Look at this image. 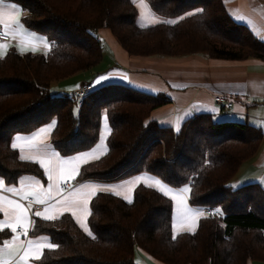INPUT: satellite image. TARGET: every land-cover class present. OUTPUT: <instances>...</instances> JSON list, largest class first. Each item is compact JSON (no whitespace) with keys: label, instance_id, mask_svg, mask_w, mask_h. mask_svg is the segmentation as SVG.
<instances>
[{"label":"trees","instance_id":"obj_1","mask_svg":"<svg viewBox=\"0 0 264 264\" xmlns=\"http://www.w3.org/2000/svg\"><path fill=\"white\" fill-rule=\"evenodd\" d=\"M8 1L24 11L21 22L49 49L20 53L11 47L0 56V177L7 184L24 174L46 181L38 163L19 158L12 134L55 118L50 142L69 155L96 143L104 111L110 126L107 151L82 166L79 182L115 181L148 171L173 187H188V202L209 209L194 231L179 232L174 240L170 197L141 183L133 189L132 203L98 191L89 201L91 235L69 213L55 221L32 215L29 234L46 235L58 245L44 249L37 263L140 264L141 253L163 264H264V185L229 183L257 153L263 136L258 126L197 113L174 131L151 117L167 100L162 93L110 82L93 86L77 102L71 93L52 94L48 88L51 81L100 62L101 28L129 55L140 56L200 53L264 60V41L232 19L222 0H145L164 20L144 26L136 22L139 12L132 0ZM11 235L10 229L0 230V244Z\"/></svg>","mask_w":264,"mask_h":264},{"label":"crops","instance_id":"obj_2","mask_svg":"<svg viewBox=\"0 0 264 264\" xmlns=\"http://www.w3.org/2000/svg\"><path fill=\"white\" fill-rule=\"evenodd\" d=\"M135 4L140 2L142 12L138 9V24L149 25L164 20L161 16L154 13L145 0H132ZM226 11L232 19L245 24L254 35L264 41V0H222ZM12 5H15L20 10V17L24 11L15 3L3 0L4 10H8ZM142 16V23H139V18ZM19 17V28L16 31L20 34L13 38L11 32L8 33L9 40L0 41V44L5 45L3 54L5 55L9 48H14L18 52L32 51V45H35L36 50L33 52H46L49 49V43L38 33L29 30L24 26ZM4 29V28H3ZM98 36L101 41L102 58L100 62L91 70L76 73L74 75L63 78L54 82L53 87L50 86V92L60 94L64 92L72 93L77 84L83 83L82 80L91 81L94 86H100L105 83L118 82L127 84L133 88L143 92L156 94L162 93L166 97V102L156 107L151 117L158 120L159 123L170 125L174 131H178L183 125L184 121L197 114V113H210L216 120H238L248 121L262 130V142L259 146L257 153L251 159L244 161L240 166L238 185L247 181H256L264 185V60L256 57H248L245 59H230V58H217L206 56L204 54L192 53L180 56H160V55H129L117 41V39L106 28L98 30ZM23 37V39L21 38ZM47 44V47H45ZM101 76H110L112 79L103 81L95 85V81ZM126 79H122L125 78ZM90 79V80H88ZM223 95L229 100L233 101V106L226 108L223 105L217 104L213 101L214 95ZM106 114L104 111L101 113L100 128L98 140L91 147L77 151L69 155H61L64 159L75 156L80 152H90L101 144V135L104 136L105 152L107 151L106 138L110 132ZM55 118L38 126L29 132H16L12 134L10 142L11 146L16 136L30 137L34 132H37L41 127L52 125L55 126ZM51 133V132H50ZM50 133L46 137V143L50 146V151L58 152L54 149L50 142ZM18 144H23V141H17ZM18 152L19 158L21 155L31 156L27 149L22 153L20 148H15ZM104 152V153H105ZM31 160V159H26ZM33 161V160H32ZM91 161V160H90ZM237 173V171H236ZM150 177L152 179L141 181V184L152 186L159 190L154 181L159 180L162 185L170 188L172 191L168 197L176 193H180L181 189L170 186L160 177L148 172L140 171L133 175L115 181H98L95 179H86L76 184H108V185H121L123 187L116 188L115 192H119V196L125 199V196L132 198L134 186L128 185L126 182L134 180L135 177ZM234 176V175H233ZM43 182L34 175H21L16 184H7L6 188L22 189L36 182L39 186L47 190L49 181ZM0 179H3L0 177ZM237 185V186H238ZM128 187H132V191H127ZM160 191V190H159ZM162 192V191H160ZM163 193V192H162ZM10 199L20 200L21 194L13 195L7 191L0 193ZM187 195V194H186ZM26 199V198H25ZM25 199L22 201L25 205ZM172 199V198H171ZM128 200V199H125ZM172 224L175 215V201L172 200ZM187 204L193 210L203 212L200 207L192 206L187 199ZM89 209V204H88ZM42 210V209H34ZM71 216L72 214L69 213ZM204 214V212H203ZM89 215V214H88ZM84 217V223L88 227L87 217ZM73 217V216H72ZM201 217V216H200ZM6 217L0 212V222L4 221ZM32 220V215L30 214ZM74 221L76 219L73 217ZM199 219V218H198ZM196 222L195 229L197 227ZM79 226V224H78ZM31 225H29L28 230ZM80 227V226H79ZM81 228V227H80ZM10 229V228H8ZM83 231L84 229L81 228ZM89 229V227H88ZM194 229V230H195ZM11 230V229H10ZM184 231L179 225L176 232ZM23 232V230H22ZM85 232V231H84ZM88 233V232H86ZM173 234V229H172ZM19 236L20 242L27 240H42L49 242L46 235L28 236L19 233H13L6 241H11L13 236ZM4 248V243L0 244V249ZM4 257L8 258L7 250ZM140 264H160L158 261H153L141 254L136 257ZM12 259H16L13 255ZM28 264H38L37 259L30 258ZM248 264H254L249 262Z\"/></svg>","mask_w":264,"mask_h":264},{"label":"snow or ice","instance_id":"obj_3","mask_svg":"<svg viewBox=\"0 0 264 264\" xmlns=\"http://www.w3.org/2000/svg\"><path fill=\"white\" fill-rule=\"evenodd\" d=\"M192 15V13H188ZM20 10L12 5L8 10L3 8V0H0V27L4 28L2 35L12 33L13 38L20 35L16 29L19 28ZM184 17H180L182 20ZM174 23V21H167ZM23 39V37H21ZM47 47V44H45ZM5 45L0 44V55L3 54ZM35 45H32V51H35ZM110 76H101L95 81V85L103 81L110 80ZM122 79H126L122 78ZM107 118V117H105ZM52 131V125L41 127L37 132H34L30 137L16 136L12 143L13 149L19 147L23 153L27 149L31 156L21 155V160L31 159L38 163L43 169L44 174L49 181L47 190L39 186V182L27 186L22 189L6 188L5 181L0 179V193L5 191L16 195L21 194L20 200L10 199L7 196L0 194V212L4 214L6 219L0 222V230L10 228L13 233H17L22 229V235L27 236L28 227L33 223L30 219V214L41 218L44 221H55L64 213H71L85 232L91 235L88 227L84 223V217L89 214V201L96 195L98 191L115 192L116 188L123 187L121 185L108 184H80L77 180L82 175V166L87 165L90 160H99L105 152L103 144L104 136L101 135V144L97 145L95 149L90 152H80L75 156L64 159L60 153L50 151V146L46 143V137ZM17 141H23V144H18ZM150 177L137 176L134 180L126 182L128 185L134 186L141 181L150 180ZM159 190L165 196H168L172 191L170 188L162 185L159 180L154 181ZM235 187V186H233ZM127 191L130 193L132 187H128ZM190 189L184 187L180 193L172 195V200L175 201V215L173 217V236L177 238V226L179 225L184 231L192 232L195 229L196 222L203 212L193 210L187 204V193ZM119 195V192H116ZM29 198L28 205L22 201ZM129 203L132 200L125 196ZM32 204L41 206L42 210L32 211ZM220 212V209H216ZM19 236L14 235L11 241H5L4 248L0 249V264H28L30 258L34 257L39 260L44 249H55L58 247L55 243L44 242L42 240H27L20 242ZM7 250L8 258L4 257ZM15 255L16 259H12Z\"/></svg>","mask_w":264,"mask_h":264},{"label":"built area","instance_id":"obj_4","mask_svg":"<svg viewBox=\"0 0 264 264\" xmlns=\"http://www.w3.org/2000/svg\"><path fill=\"white\" fill-rule=\"evenodd\" d=\"M5 30L3 29V27H0V41H7L9 40V35L7 34L6 36L5 35H2V33L4 32ZM93 83L90 81V82H87V83H82L77 89L75 92L72 93L73 97L77 100V101H80L81 98L83 96H85L88 91L90 89L93 88ZM213 101L217 104H220V105H223L224 107L226 108H230L233 106V101L232 100H229L227 97L223 96V95H214L213 97ZM25 203H29V198H26L25 199ZM32 206L34 207V209H41V206L39 205H36V204H32ZM203 212L204 213H208L209 212V209L208 208H203ZM215 212L217 214H220V212H217L215 210ZM17 233L21 234L22 233V229L18 230ZM22 235V234H21Z\"/></svg>","mask_w":264,"mask_h":264},{"label":"rangeland","instance_id":"obj_5","mask_svg":"<svg viewBox=\"0 0 264 264\" xmlns=\"http://www.w3.org/2000/svg\"><path fill=\"white\" fill-rule=\"evenodd\" d=\"M138 7H139V10H140V12H142V7H140V2H137V3H135ZM137 23H138V20L136 21ZM143 22V20H142V16H140V18H139V23H142ZM229 40V39H228ZM95 67V66H94ZM93 67V68H94ZM92 68H90V69H86V70H91ZM86 70H83V71H80V72H84V71H86ZM80 72H77V73H80ZM76 74V73H75ZM74 75V74H73ZM71 76V75H70ZM66 78V77H65ZM61 79H63V78H60V79H56V80H53V81H51L50 82V84H49V86H48V88H49V90H50V86L51 87H53V90H54V82H56V81H59V80H61ZM88 80H90V79H88ZM82 82L83 83H87V82H90V81H87V80H82ZM81 85V83H79V84H77V86L75 87V89L73 90V92H75L76 91V89L79 87ZM72 92V93H73ZM68 93H70V92H68ZM71 93V94H72ZM53 94V93H52ZM77 101V100H76ZM81 101V100H80ZM80 101H77V102H80ZM239 171H240V168L238 167V170H237V173H235L234 174V176H232L231 178H230V180H229V183H230V185L231 186H237L239 183V181H238V177H239ZM171 186V185H170ZM184 188V187H183ZM182 187L181 188H179V189H183ZM177 189V188H176ZM172 200V199H171ZM203 209V208H202ZM32 211L34 212V207L32 206ZM28 236H30V234H29V230H28V234H27V236L26 237H28ZM141 254V253H140ZM151 260H153V261H157V260H155V259H150V261ZM160 264H163V263H160Z\"/></svg>","mask_w":264,"mask_h":264}]
</instances>
